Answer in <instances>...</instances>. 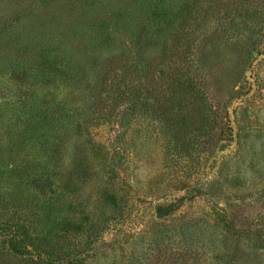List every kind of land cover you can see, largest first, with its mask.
<instances>
[{
	"label": "rangeland",
	"instance_id": "374dc122",
	"mask_svg": "<svg viewBox=\"0 0 264 264\" xmlns=\"http://www.w3.org/2000/svg\"><path fill=\"white\" fill-rule=\"evenodd\" d=\"M178 45L179 105L93 117ZM192 261L264 264V0H0V264Z\"/></svg>",
	"mask_w": 264,
	"mask_h": 264
},
{
	"label": "trees",
	"instance_id": "16d2710c",
	"mask_svg": "<svg viewBox=\"0 0 264 264\" xmlns=\"http://www.w3.org/2000/svg\"><path fill=\"white\" fill-rule=\"evenodd\" d=\"M190 55L187 48L178 45L162 57L157 52L151 55L139 50L128 64L113 67L109 63L86 93L93 117L102 119L108 116L109 120L123 123L141 110L150 112V108L151 112L161 113L171 104L179 105L183 97L192 91V86H189L192 79L177 75L175 64L183 63ZM191 264L197 262L192 261Z\"/></svg>",
	"mask_w": 264,
	"mask_h": 264
}]
</instances>
